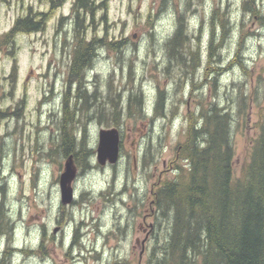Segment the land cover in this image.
<instances>
[{
	"label": "rangeland",
	"instance_id": "rangeland-1",
	"mask_svg": "<svg viewBox=\"0 0 264 264\" xmlns=\"http://www.w3.org/2000/svg\"><path fill=\"white\" fill-rule=\"evenodd\" d=\"M73 1L51 9L49 0H0V36L30 8L48 17L43 30L19 33L0 49V111L6 109L0 118V183L6 189L3 198L0 193V207L12 227L0 232V260L153 264L151 252L168 238L171 219L156 212L152 188L176 179L177 166L187 165L178 146L185 141L191 111L211 102L231 111L237 176L249 159L264 105V24L259 17L264 0H254L258 13L245 7V0H97L98 5L107 2L108 18H102L103 9L97 11V26L92 25L89 37L97 34L127 45L121 50L99 48L86 71L85 89L96 98L91 95L85 107L79 100L73 114L69 110L73 121L77 119L71 131L93 152L88 166L75 162L74 200L64 205L60 177L67 158L59 143L75 45ZM179 14H184L189 32L196 35L193 46L200 50L201 62L193 71L169 63L165 49ZM220 16L228 18L226 30L219 25ZM213 26L220 56H213L206 71ZM159 89L165 92L164 113L155 112ZM240 91L253 94V105L243 112L238 110ZM75 94L73 85L70 96ZM132 94L140 96L144 115L129 113ZM110 99L123 106L124 122L118 126L113 119L106 124ZM111 127L120 131V159L101 165L99 132ZM73 239L77 243L71 246ZM10 247L26 250L12 256Z\"/></svg>",
	"mask_w": 264,
	"mask_h": 264
},
{
	"label": "trees",
	"instance_id": "trees-1",
	"mask_svg": "<svg viewBox=\"0 0 264 264\" xmlns=\"http://www.w3.org/2000/svg\"><path fill=\"white\" fill-rule=\"evenodd\" d=\"M51 9L62 6L66 0H49ZM97 0L73 1V33L74 42L72 58L69 65L67 89L63 100L66 116L63 119L62 140L59 143L61 152L68 159L73 157L81 167L89 165V155L85 139L78 141L73 131L76 120L69 115L75 113L78 101L83 99L82 107L87 106L91 95L86 91V71L92 67L99 48L121 50L127 43L124 40H109L97 34L89 37V30L95 29L97 11H104L103 19L108 18V4L96 3ZM254 0H245V7L258 13ZM103 7V8H102ZM219 12V7L213 14ZM46 12H36L32 8L25 15L18 16L10 30L0 36V49L14 40L19 33H33L43 30L46 23ZM264 24V14L260 15ZM64 19V18H63ZM214 20V17H213ZM214 23V21H213ZM219 25L226 30L228 18L219 17ZM194 33L189 27L184 14H179L177 26L165 41V49L169 63L177 62L193 71L201 62L200 50ZM199 39V37L197 36ZM214 26L209 39L207 67L213 56H220L216 51ZM223 33L219 45L224 41ZM192 60V63L190 62ZM239 63L244 66L242 60ZM220 74V72H219ZM77 87L73 97L71 86ZM159 96L155 108L156 113H164L166 104L165 92L158 91ZM239 112L253 105V94L240 91ZM74 98V103L70 102ZM109 124H122L121 107L118 100H112ZM139 95H131L129 113L135 110L139 114L146 112L141 106ZM135 104V106H134ZM134 106V107H133ZM241 106V107H240ZM259 133L255 137L250 156L243 165L239 176L234 170L235 146L232 135V112L211 102L200 110L191 111L188 115L185 141L179 148L180 156L187 165H178L176 179L165 180L154 192V207L163 218L171 219L168 238L163 243L157 242L151 252L149 262L153 264H264V105L261 106ZM145 111V112H144ZM102 117V110L100 111ZM163 115V114H162ZM6 116V109L0 111V118ZM68 117L70 120L68 121ZM60 151V150H59ZM75 163V164H76ZM5 182L0 183V193L4 197ZM5 210L0 207V232L9 230V222L5 219ZM12 225V224H11ZM12 231V227L10 226ZM4 264V260L0 261Z\"/></svg>",
	"mask_w": 264,
	"mask_h": 264
},
{
	"label": "water",
	"instance_id": "water-1",
	"mask_svg": "<svg viewBox=\"0 0 264 264\" xmlns=\"http://www.w3.org/2000/svg\"><path fill=\"white\" fill-rule=\"evenodd\" d=\"M121 136L116 127L102 128L99 132V144L97 159L101 165L115 164L120 158ZM77 168L72 156H69L64 165V171L60 177L61 200L63 204H69L74 200L73 180L76 178Z\"/></svg>",
	"mask_w": 264,
	"mask_h": 264
},
{
	"label": "flooded vegetation",
	"instance_id": "flooded-vegetation-1",
	"mask_svg": "<svg viewBox=\"0 0 264 264\" xmlns=\"http://www.w3.org/2000/svg\"><path fill=\"white\" fill-rule=\"evenodd\" d=\"M5 138H6V135L4 136ZM155 191H154V189L152 188V193H154ZM154 200H152V202H153ZM147 215H154V212H152V213H147ZM144 218H145V216H144ZM151 227H153V226H151ZM59 230V228L56 230V231H58ZM149 236H150V234H149ZM148 236V237H149ZM145 242L146 241H142L141 243H142V246H143V249H144V247H145ZM43 243V242H42ZM76 243L77 242H75V240L73 239L72 240V242H71V246H74V245H76ZM26 250V248L25 249H21V248H18V247H10V255H14V254H16V253H19V252H23V251H25ZM30 251H32L31 249H29ZM13 251V252H12ZM141 255H142V253H141ZM1 258V257H0ZM14 258V257H13ZM12 259V258H11ZM1 261V260H0ZM11 264V263H10Z\"/></svg>",
	"mask_w": 264,
	"mask_h": 264
}]
</instances>
